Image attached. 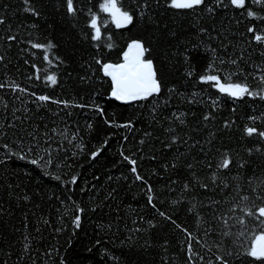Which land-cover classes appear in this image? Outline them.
<instances>
[{"label": "trees", "instance_id": "trees-1", "mask_svg": "<svg viewBox=\"0 0 264 264\" xmlns=\"http://www.w3.org/2000/svg\"><path fill=\"white\" fill-rule=\"evenodd\" d=\"M31 2L40 10L39 17L23 10V0H0V15L5 16V23L0 25V37L6 34L17 37L16 41L11 42V46L7 40H0V56L5 58L0 61V83L15 81L27 90L26 93H14L9 87L0 88V123L5 125L0 127V132L7 133L0 137V160H4V163H0V264H61L62 259L64 264H114L108 260L105 249L108 253L121 257V260L127 259L129 264H186L187 244L182 243L187 240L186 234L170 221L159 217L157 209L171 215L182 228L191 232L194 237L191 241L193 249L199 254L195 257L196 264H209L210 261L218 264L215 262L217 245L232 247L239 226L231 228L232 236L224 237L221 234L223 225L214 217L220 215L229 225H235V218H229L233 217L229 209L241 203V197L250 194L252 187L260 186L264 190L261 185L264 181V154L254 152L249 157L245 149L255 146L257 140L255 137H244L242 133L244 125L252 123L247 119L248 116H260L264 112V101L247 97L235 105L226 101L215 109L214 119L204 121L203 114L211 111L209 93L215 90L191 79H184L182 57L173 56V52L181 51L183 42H189V47L197 42L194 25L199 24L210 31L215 29L211 31V35L215 37L211 40L213 47L219 49L221 44L231 41L232 45L238 46L233 51L229 45L228 53L233 57L241 55V48L246 45L240 42L238 33L244 31V24L237 25L234 19L229 18L231 13H220L213 18L195 13L174 15L165 11L162 5H154L157 21L177 33L176 39L171 41L163 39L158 33L161 38L157 49L158 54L159 50H164L173 60L174 67L169 81L170 86L174 85L178 91L169 97L165 89L159 101L150 99L147 102L136 101L125 105L106 95L107 84L101 85L95 80L82 83L79 79L86 74L92 75L89 66L96 67L92 55L97 51L83 39L81 29L86 30L83 13L74 22L63 10H58L60 0ZM76 2L85 3V0ZM121 2L125 8H134L132 0ZM98 3L99 0H91L90 6ZM93 10L98 11L96 8ZM99 16L102 34L106 37L111 33L116 45L112 50H101L105 59L116 61L120 49L126 46L129 37L144 34V29L139 24L135 28L116 29L111 24L104 26L105 14L99 13ZM154 27L150 26L149 30ZM48 39L57 46L50 51V59L59 55L66 59V64L60 65L56 60L51 65L46 64L43 51L32 49L27 43L29 40L46 42ZM199 39L207 41L209 37L200 34ZM178 44L180 47H177ZM243 55L249 58V63H259L261 59L259 51L251 48H246ZM202 56L199 50L193 53L197 71L201 70V65L205 62ZM25 60L28 61L27 64L24 63ZM33 63L39 72L31 67ZM241 66L246 67L243 62ZM224 67L227 69L230 66ZM53 72L58 76V83L48 86L43 77L46 73ZM37 75L39 79L36 78ZM94 91L100 94L93 95ZM32 92L48 95L53 99L68 100L72 104L91 105L94 102L104 109L105 116L101 117L93 107L65 108L63 104L57 105L51 100L40 102L35 96L29 95ZM193 92L197 93L195 100L198 102L190 104L188 101L193 99ZM180 93H183V97ZM165 99L168 101L167 105L162 103ZM21 101L25 103L22 104ZM153 105L157 106L156 112H153ZM25 108L28 109L27 112L24 111ZM173 113H184L186 126L165 119ZM105 119H115L118 125L131 120L133 126H109L104 124ZM225 120L230 122V128H224ZM89 123L92 124L90 129ZM255 123L258 127H264L259 120ZM8 124H14L15 128L7 127ZM168 127L175 128V134L180 139L171 149H164L162 142H168L171 135L165 132ZM53 128L57 130L55 134L51 131ZM27 132H34L42 146L51 145V171L59 174L62 181H69L75 175V183L62 184L43 175L40 168L27 160H19L15 156L5 157L6 149L2 147L5 143L13 150L21 151L15 144L20 135H23L24 141L22 151L27 153L29 143H35ZM45 132L52 137L50 140L43 135ZM145 132L152 135L145 138ZM141 138L146 140L144 145L139 143ZM105 139L108 143L103 146L101 154L93 158L91 151ZM70 140L72 143H69ZM78 144L83 147H77ZM137 148L143 149V159L140 158L141 153L136 151ZM153 150H157L156 161L148 158ZM121 151L125 155L135 153L133 158L137 160L138 171L145 178L144 181L135 180L130 172L132 166L119 155ZM180 154L181 163L177 170L169 168L165 172L160 167L165 159L170 164L172 157ZM225 154L232 163L226 169L217 168ZM41 155L45 153L42 152ZM241 159L248 161L244 168L237 166L236 162ZM184 161L192 163L193 168L188 170L184 167ZM56 164L60 167L56 168ZM213 173L218 176L215 183L212 181ZM192 174L207 183L208 188H200L197 184L188 192H183V183L185 180H192ZM224 184L229 187L225 188ZM8 185L12 187L9 188ZM149 186L154 189L155 208L147 204ZM237 186H240L239 192ZM25 194L29 196L27 202L22 199ZM173 200L179 203L172 205ZM213 201L218 203L213 204ZM76 205L84 209L79 213L82 218L79 228L72 224ZM189 208L192 210L189 211ZM240 215L242 213L237 210L235 217ZM147 220H153L156 227L149 229ZM253 223L249 220L250 227ZM57 228L62 230L57 232ZM136 228L147 231L129 232ZM24 235L31 237L27 252H22ZM129 235L134 241L138 240V244L132 249L127 247L126 237ZM97 240L100 241L99 244ZM122 240L125 241L123 246L120 243ZM145 240H149L151 246L141 248L139 245L144 244ZM249 259H234L233 264H249Z\"/></svg>", "mask_w": 264, "mask_h": 264}, {"label": "snow or ice", "instance_id": "snow-or-ice-1", "mask_svg": "<svg viewBox=\"0 0 264 264\" xmlns=\"http://www.w3.org/2000/svg\"><path fill=\"white\" fill-rule=\"evenodd\" d=\"M24 11L30 13L34 17H39L41 15L40 10L33 6L31 0H23ZM134 8H125L121 0H99V3L96 5H91V0H85V3L78 4L76 0H60L58 4V10H63L64 14L71 18L74 22L78 20L79 14L83 13L85 17L86 30L81 29L83 39L88 41L90 46L97 51L93 53L92 60L94 65L93 68L89 66L92 75L80 76L82 83H89L98 81L103 84H107L105 89L106 95L117 102H121L125 105H131L136 101H149L157 100L159 97L164 94L165 89H167L169 97L172 93H176L178 90L174 85L170 86L169 77L171 75V69L174 67L173 60L169 58L167 52L164 50L157 49L158 41L161 38L171 41L175 40L177 33L175 30H168L167 25H161L156 19V13L153 10L154 5L160 7L161 5L167 12H171L174 15H182L184 13H195L200 14L201 16H208L209 18L215 17L217 14L223 13L228 15L231 13L230 19H234L237 25L244 24V31L239 32L241 37V43L246 45L245 48H241V55H236L233 57L232 54H229L227 49L229 45L232 46L233 51H235L238 45H232L231 41L228 44H221L219 49L213 47L211 40L215 39L211 35V31L203 25H194L197 30V42L192 43L189 47V42H183V47L181 51L173 52V56L179 55L182 57V63L184 67L183 77L184 79H191L200 85H205L209 89H214V92L209 93V98L211 99V111L205 112L202 119L204 121H209L214 119V111L221 104H224L226 101H230L235 105L237 102H243L247 98L255 99L259 98L261 101H264V0H132ZM94 8L98 11L93 10ZM99 13L105 14L103 20L104 26L109 24L115 26L116 29H128L129 27L135 28L139 24L144 29V34H140L134 37H129L126 40V46L120 49L118 53V59L112 61L110 59H105L101 55V50H112L116 47L113 42V35L108 33L105 37L102 34L100 16ZM5 23V16L0 15V25ZM75 27V23L73 24ZM150 26H155L152 30H149ZM33 27H35L33 25ZM10 31V30H9ZM160 33L161 35H158ZM200 34H205L209 37L207 41L199 39ZM222 33H217L221 35ZM17 37L12 34H6L5 36L0 37V40H7L9 46L11 42L16 41ZM226 39V37H225ZM30 44L32 49L42 50L43 51V60L46 64L51 65L53 60L59 62L60 65L67 63L66 59L56 55L50 59V51L56 48V44L51 39H48L46 42H41L39 40L27 41ZM177 47H180L178 44ZM246 48H251L253 51H259L260 61L259 63L253 61L249 63V58H245L243 52ZM191 49V50H190ZM199 50L202 52L204 59V64L201 65V70L197 71L195 67L196 61L193 60V53ZM4 56H0V61H3ZM241 62L246 65V67L241 66ZM25 64L28 63L27 60L24 61ZM228 65L229 68L224 66ZM31 67L36 69L37 72L40 70L37 69L36 64H32ZM252 69V71H248ZM39 79V75L36 77ZM29 79H31L29 77ZM48 86L57 85L58 76L56 73H46L43 77ZM195 86V85H193ZM9 87L12 92L26 93L27 90L24 87H21L20 84L15 81H9L7 83H0V88ZM217 93L219 95H217ZM98 92H93V95H99ZM29 95L35 96L37 101L46 102L51 100L52 103L60 105L63 104L65 108L69 106L74 107H93L101 117L105 116V111L101 108L100 105L95 104L94 102L91 105L84 104H72L68 100L53 99L48 95H37L35 92L30 93ZM183 97V93H180ZM197 93L193 92V99L188 102L197 103L195 100ZM214 97V98H213ZM17 99H20L17 96ZM167 99L162 101L164 105H167ZM21 103H25L21 101ZM156 105H153V112H156ZM233 107V111H235ZM15 111V109H14ZM25 112L28 111L27 108L24 109ZM184 113H173L170 117H165L171 123H178L179 125L186 126L184 120ZM19 119V117H14ZM27 119V117H25ZM155 119V116H153ZM247 119L251 121L250 124H245L242 133L244 137L252 138L255 137L257 144L253 147L246 148L248 156H252L255 153L264 154V127L256 126V121L259 120L262 125H264V112L260 116H248ZM104 124L115 127L131 128L132 121L129 120L124 124H116L115 119L109 120L105 119ZM0 127H5L0 123ZM7 127L15 128L14 124H8ZM231 124L228 120L224 121V128H230ZM88 128H92V124H88ZM52 133H56V129H51ZM165 132L170 133V140L168 142H162V147L164 149H171L174 144L180 139L178 135L175 134V128L168 127L165 128ZM6 132H0V137L6 136ZM27 135L31 137V141L35 142L29 143L27 148V153H24V141L23 135H20L15 142L16 147L21 149V151H15L10 148L9 144L5 143L2 145L6 149L5 157L15 156L19 160H27L30 164L40 168L41 172L45 176H49L56 181L63 183H75L77 177L73 175L69 181H62L61 176L51 171L50 165L53 164V157L49 151L51 145L42 146L38 139L37 135L34 132H27ZM48 140L52 137L48 136V133H43ZM63 135V134H61ZM152 134L150 132H145L144 137H150ZM76 134H74L75 138ZM66 138V137H65ZM145 138H141L139 141L140 145L146 143ZM126 139V137H125ZM187 143V141H184ZM47 143V141H46ZM69 143H72L70 140ZM108 143V140L105 139L103 143L97 147L94 151H91V156L93 158L101 154V150L105 144ZM194 146V145H193ZM77 147H83L82 144H78ZM136 151L141 153L140 158H144V152L142 148H137ZM157 150H153L152 154L148 156L150 160L156 161L157 156L155 154ZM45 155H41V153ZM124 161H127L130 168V172L134 176L136 181H144L145 178L140 175L138 171L137 160L133 158L135 153L132 155H125L123 151L119 153ZM181 155H176L172 157V162L169 164L167 159L164 160L163 164L160 165L165 172L169 171V168L172 170H177L181 163ZM0 163H4V160H0ZM232 163V160L227 154L224 155L221 163L217 165V168L226 169ZM239 168H244L248 161L241 159L236 162ZM184 167L188 170L193 168V164L187 161L183 162ZM56 168H59L60 165L56 164ZM211 167V165H209ZM155 174V169L153 170ZM193 175L192 180H185L183 183V192H188L190 188L195 187L197 184L200 188L207 189L208 184L199 180ZM111 179V177H109ZM218 176L216 173L212 175L213 183L216 182ZM177 181H172L176 183ZM261 185L264 186V181L261 182ZM9 188L12 185H8ZM224 187H229L228 184H224ZM240 186H237V191L239 192ZM114 191V190H113ZM154 189L149 186L147 190V204L151 205L153 208L156 207L154 204ZM11 194V193H10ZM109 196L111 193L108 194ZM19 199V197H18ZM22 199L24 201L29 200V196L25 194ZM71 199V197H69ZM251 201V203H249ZM63 204V201H61ZM172 205L179 203L177 200H173ZM213 204L218 203L213 201ZM243 204V207H241ZM95 210V209H93ZM192 209L189 208V211ZM239 210L242 215L235 217V213ZM84 209L79 205L75 206V214L72 216V224L74 227L79 228L81 226V215L79 213L83 212ZM229 212L233 213L235 218V225H229L227 220L220 215H216L214 218L222 223L223 232L221 233L224 237H230L233 235L231 228L238 225V231L235 233L236 240L233 241L232 247H222L217 245V253L215 254V262L218 264H233V260H239L240 258H250L249 264H264V190H261V187H252L250 189V194L243 195L241 197V203L233 205L229 209ZM159 217L165 221H170L171 224L175 225L177 229L183 231L187 240L182 242L187 244V261L186 264H196L195 257L199 254L196 253L193 249L191 241L194 239L191 232L186 228L177 223L175 219L164 211H159L157 209ZM143 219V218H141ZM199 216L197 220H199ZM249 220L254 223L249 226ZM47 223V220L44 221ZM135 223V221L133 222ZM148 228H155L156 225L153 220L146 221ZM27 228V224H25ZM62 229L57 228L56 231L60 232ZM39 231V229H37ZM146 232L147 230L142 228H136L135 230H129V232ZM207 235V233H205ZM128 241V249H132L138 244V240L134 241L133 237L129 235L126 237ZM240 241V243H237ZM200 243L199 240L196 241ZM23 248L22 252H27L30 249L31 237L29 235L23 236ZM100 241L97 240V244ZM121 245H125V241L120 242ZM167 244V241H165ZM141 248L150 247V241L145 240L144 244L139 245ZM91 251V249H87ZM107 254L108 260L113 261L114 264H129L127 259L121 260V257H118L114 254L108 253V250H104ZM211 251V249H209ZM22 258V256H21ZM202 260L203 257H200ZM61 264H64L63 259ZM209 264H213L212 261Z\"/></svg>", "mask_w": 264, "mask_h": 264}]
</instances>
